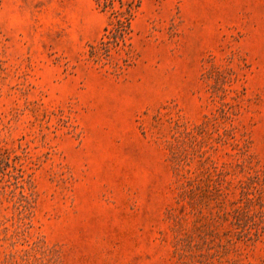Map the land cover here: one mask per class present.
<instances>
[{
    "label": "rangeland",
    "instance_id": "1",
    "mask_svg": "<svg viewBox=\"0 0 264 264\" xmlns=\"http://www.w3.org/2000/svg\"><path fill=\"white\" fill-rule=\"evenodd\" d=\"M0 264H264V0H0Z\"/></svg>",
    "mask_w": 264,
    "mask_h": 264
}]
</instances>
